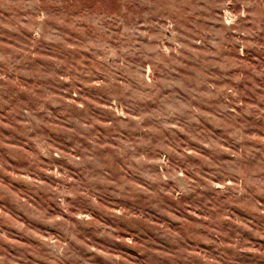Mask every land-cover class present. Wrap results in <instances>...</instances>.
I'll list each match as a JSON object with an SVG mask.
<instances>
[{
  "label": "rangeland",
  "instance_id": "1",
  "mask_svg": "<svg viewBox=\"0 0 264 264\" xmlns=\"http://www.w3.org/2000/svg\"><path fill=\"white\" fill-rule=\"evenodd\" d=\"M13 12L26 15L23 9L0 7V40L11 53L0 44V253L7 250L9 264L13 259L17 264H264V195L255 191L264 187V118L246 114L252 126H244L245 118L236 116L234 124L227 115L233 107L239 112L257 104L264 94V74L239 64L219 67L223 57L259 69L264 48L254 44L242 53L224 48L217 54L214 45L190 34L191 55L175 66L170 86L163 89L173 97L168 101L172 108L180 110L166 122L180 123L163 135L186 142L193 162L209 155L226 164L239 158V170L228 179L244 187L243 174L250 183L230 203L209 188L175 197L173 179L154 178L161 171L167 176L168 166L157 162L165 150L153 154L138 142L149 138L153 121L164 120L138 110L159 112L155 97L139 101L137 108L108 107L105 85L95 82L107 80L104 72L94 77L77 72L100 54L76 43L90 21L75 19L73 11L59 19L25 18L18 24L9 19ZM223 18L233 22L230 8L223 10ZM160 23H165L162 17ZM125 27L131 36V23L113 31ZM36 31L40 38L34 42ZM116 44L109 39L106 46L118 53ZM70 75L80 79L65 78ZM238 75H251L261 88L224 107L228 88L251 85L234 79ZM74 85L78 92L69 90ZM86 100L90 104L81 107ZM259 106L264 108V101ZM89 111L96 123L82 129L80 124H91L84 119ZM113 120L120 122L119 132L110 133ZM84 153L96 163L86 161ZM137 155L146 156L147 163L136 161ZM166 158L177 162L172 153ZM212 179L218 191L224 177Z\"/></svg>",
  "mask_w": 264,
  "mask_h": 264
},
{
  "label": "clouds",
  "instance_id": "2",
  "mask_svg": "<svg viewBox=\"0 0 264 264\" xmlns=\"http://www.w3.org/2000/svg\"><path fill=\"white\" fill-rule=\"evenodd\" d=\"M0 7L10 10L13 8L23 9L26 15L21 16L13 12V16L9 18L14 19L18 24L25 18L30 21L37 17L59 19L69 16V13L73 11L78 13L75 19L90 21L84 25L86 31L82 29L84 35L76 43L78 47L82 46L94 51L100 50V54L94 63L85 65V68H77V72L92 77L96 75L97 71L104 72L107 80L95 82L105 85L111 100L108 107L118 104L121 108H137L139 101L155 97L159 104V112H146L143 107H139L138 110L142 114L163 117L164 120L153 121V126L148 129V132L151 133L149 138L138 142L146 146L145 151L153 154L158 149L165 150L157 162L168 166L167 176L161 171L154 178L163 182L173 179L175 187L171 192L175 197L194 192L198 187L209 188L214 190L213 195L217 199L224 203H230L241 192L247 191L250 181L243 174L239 176V180L243 181L244 187H241L238 182L228 179L239 170L242 163L239 158L236 162L226 164L219 157L213 158L209 155L201 156L198 162H193L189 159V153L192 150L186 146V142L175 136L169 139L163 135L165 129L178 126L180 123L177 121V125H173L166 122L168 117L176 116L180 110L172 108L168 101L173 97L170 94H165L163 89L170 86L169 81L175 71V66L179 65L186 55H191L189 48L193 42L191 33L198 36L206 46L214 45L217 54L224 48H231L233 51L242 53L245 47L254 44L264 48V0H0ZM228 8L233 15L232 23L224 22L223 10ZM161 17L165 20L164 24L160 23ZM137 21L145 24L146 28L142 30ZM128 23L135 27L131 36H129L127 27L123 31H113V28L120 29L122 25ZM0 35L4 34L0 33ZM121 37H126V39H121ZM133 37L141 39L136 40ZM144 37L147 38L146 41L143 39ZM39 38L40 32L36 31L34 42ZM109 39L117 42L118 53L111 46H106ZM0 44L4 45L2 51L11 55L7 52L8 45L5 41L0 40ZM237 45H239L238 48ZM185 49H188L187 53ZM115 56H118L119 59H110ZM221 59L223 60V63L219 64L221 68L239 64L242 67L251 68L254 74H264V64L257 69L242 61L232 62L223 57ZM82 62L83 58L80 63ZM97 64L101 65L99 69L96 68ZM56 67L59 65L51 68L50 75L56 72ZM55 78H58V74L54 76ZM65 78L75 81L80 79V76L70 75ZM242 78L251 81V85H246L244 89L236 91L228 88L225 92V100L229 101V104L224 107L240 103L241 97L247 96L249 91L255 94L256 90L261 88V85L257 84L251 75L234 77L237 80ZM180 79L186 78L181 76ZM172 82L175 83V81ZM69 90L75 93L78 92V87L74 85ZM229 93L231 96L228 95ZM260 101H264V94L258 97L255 106H243L239 112L233 107V111L227 115L234 124L236 123L235 117L240 116L245 118L244 126H252L251 122L246 119V114L264 118V108L259 106ZM89 104L90 102L86 100L85 104L80 106L86 107ZM84 119L90 120L91 124H80L82 129L96 123V119L90 111ZM111 124L110 133L119 132L117 125L120 122L113 120ZM156 133L160 135L155 137L154 141L153 137ZM260 139L264 141V136ZM165 140L168 141L167 144H165ZM93 147L98 148L99 145L94 143ZM169 153L177 157L176 163H169L166 158ZM90 155L92 154L84 153L86 161H89ZM243 155L246 157L248 153L245 152ZM134 159L140 163H147L146 156L137 155ZM89 162L95 164L96 160L92 159ZM260 171H264V169H260ZM185 173H191V175H185ZM216 176L224 177L218 191H216V181L212 179ZM260 183L264 184V181ZM229 184L232 185L231 188L228 187ZM159 191L164 192L165 189L161 188ZM255 191L264 195V187L258 185ZM0 264H9V255L6 249L0 253ZM12 264H17L15 259Z\"/></svg>",
  "mask_w": 264,
  "mask_h": 264
}]
</instances>
